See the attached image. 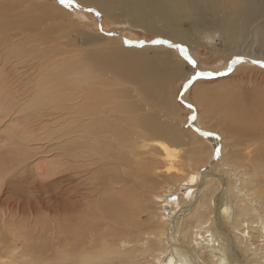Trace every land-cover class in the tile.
<instances>
[{"label":"bare ground","instance_id":"bare-ground-1","mask_svg":"<svg viewBox=\"0 0 264 264\" xmlns=\"http://www.w3.org/2000/svg\"><path fill=\"white\" fill-rule=\"evenodd\" d=\"M77 1L96 6L111 18H115L112 8L122 1L119 4L125 7L126 16L133 23L184 42L192 41L191 34L182 28L183 20H189L194 28L216 31L215 36H220L227 50L234 54L245 51L247 48L242 46L252 37L258 49L264 50V0ZM8 3L21 7L25 1L0 0V35L11 41L12 44H6L10 48L9 58H14L16 69L21 70L31 51L27 49L26 32L33 31V25L42 22L40 15L32 18L21 14L22 17L12 19ZM48 5L43 3L41 7L51 15L52 8ZM159 22L164 29L157 26ZM213 23L219 30L214 29ZM15 37L17 41H13ZM15 45L20 47L17 49ZM48 47L52 51L60 48ZM115 53L119 59L127 55V51L119 49ZM242 55H238L239 59H243ZM107 57L92 58L101 66L100 77L97 73H80L78 65L66 64L67 60L62 58L55 74L47 70L39 77L32 98L27 89L26 71H20L18 77L7 68L1 73L0 128L3 125L8 129L2 135L6 144H0V183H6L12 173L11 177L20 174V168L35 155L38 145L31 146V142L55 141L54 147L59 145L63 154L73 156V195L64 197L63 190L55 185L68 169L55 162L48 165L45 176L41 177L55 186V194L47 201L38 199L28 203L27 211L15 210L12 205L0 209V264H142L141 260L149 258H158L161 264L168 261L171 264H264V145L252 156L243 148L248 143H264V93L253 91L247 100L231 88L196 91L206 121L216 118L245 129L248 138L236 141L241 149L232 153L233 159L239 164V160L246 158L254 173L262 176L252 180L256 198H250L247 187H237L235 178L229 180L226 191L217 186L209 197V206L203 207L201 198L197 202L203 183L207 180L205 184H213L223 177L217 175L213 165L190 177L189 173L179 174L184 170L183 165L192 166L197 151L187 148L188 154L181 160L176 159L179 152L174 144H182L188 134L160 113L169 105L168 88L177 68L156 57L148 61L129 58L120 62H112ZM110 76L116 78L108 84ZM16 83L18 91L14 92ZM113 85L125 87L115 89ZM131 85L136 89L131 91ZM57 105L73 107V127L47 125L49 122L44 118ZM152 109L156 111L151 112ZM27 110H32L30 115L26 114ZM11 113L19 115L13 117ZM32 116H37L39 122L29 128L28 119ZM57 119L53 118L59 125ZM193 121L198 131L209 133L196 126V118ZM204 136L216 148L220 145L221 138L217 139V135ZM162 161L168 163L165 177L178 179V185L184 190L191 188L192 195L187 196L182 188L185 202L171 203L174 206L171 212L181 208L179 213L160 225L153 218L155 205L159 199L167 198L174 186L160 190ZM234 166L235 171L241 169ZM229 169L232 170L230 166ZM193 176L195 184L190 183ZM225 208L229 210L227 213ZM189 210L192 214L183 220L182 215Z\"/></svg>","mask_w":264,"mask_h":264},{"label":"rangeland","instance_id":"rangeland-1","mask_svg":"<svg viewBox=\"0 0 264 264\" xmlns=\"http://www.w3.org/2000/svg\"><path fill=\"white\" fill-rule=\"evenodd\" d=\"M6 1H12L15 3L19 2V0ZM23 1H25V5H22L21 7H16V5L13 3H8L11 6L9 9V14H11L12 19L15 17H22L21 14H27L26 17L30 15L32 18L35 16L38 17L40 15L42 23L40 24L39 22L38 24H34L33 26L35 29L30 32L28 31L29 33L26 32V35H28L30 38L29 39L27 37V41L29 43L27 44V49H30L31 51L28 53V61L25 62V66L21 70L16 69L18 65L13 62L14 58L12 60L9 58L8 53L10 48L6 44L11 43V41H9V39L7 40L6 37H3L4 39L1 38L0 35V38L3 39H0V76L1 73H4L3 70L6 71L7 69L13 73L12 75L14 77H18V73H20L22 70L26 71L27 89L32 98L35 95L36 91L34 88L39 77H41L43 74H46V72H48L47 70H52V72L55 74L58 69V65L61 64L60 60L62 58L67 60L66 64L74 62L76 66L78 65L77 67L81 68L79 70L80 73L83 71L84 73H86L85 71L91 72L92 74L97 73L99 77L101 76V74H99L101 66L99 63H97V61H94V59L98 58L99 55H108L107 58L112 62H120L122 60L127 61L129 58H138L141 60L144 58L146 61L154 57L161 58L162 60L164 59L171 67L175 66L178 71L176 72V75L174 76L168 88L167 95L169 105L163 110H160V113L163 118L174 122L180 129L188 134V136L184 137L182 144H174V147H176V149H178L177 151L179 152V155L176 157V159L181 160L182 157L186 155L187 148H193L197 151V153L194 155V160L191 162L192 166L183 165L184 170L178 173L181 174L180 176H184L185 173L186 175L189 173L190 177L194 174L196 175L200 173V171H202L204 168L213 165L215 171L218 173L217 175L220 174L219 176L223 177V179L217 178L215 180L216 183L213 184L210 182L205 184L207 181L206 180L202 185L203 189H201L198 194L199 198H197V202L201 198L200 203L203 205V207L209 206L208 200L212 195L213 190L216 189L217 186H220L221 191H226L227 186H229V180L234 181L236 179L237 187H247V189L250 190V198H256L255 195H253V193H255V189L252 187V180L255 177L261 179L262 176H257L256 173H254L251 163H249L246 158H242V160H239V164H237L236 160L233 159L232 156V153H235L241 149V146H238L236 141H243L245 138H248L247 134H245V129L240 127L236 128L237 126L234 127L232 124L219 121L216 118H211V120L209 119V121H206L203 118V108H201V106L198 104V99L196 97V91L200 88H213V91H216L219 87L221 89L228 88V90L231 88L233 91H237L239 95H242V98L247 100L248 98L246 97L250 96L251 98L253 91L254 93H264V64L257 63V61H264V50L261 51V49H258V45L254 43L253 37L248 39L247 42L243 44L242 48L247 49H245V51L242 50V52L239 53L243 54V59H239V54H234L230 50H227L225 43L222 41L220 36H215L216 31L212 29H197L192 26L189 20H183L182 28H184L185 32H189L191 34L192 41L184 42V40L181 41L182 39H174L165 34L150 31L144 26H140L139 24H135L133 21H130V19L126 16L125 7L119 4L122 3V1H120L118 4H115L114 8H112L113 13L115 14L113 16H115V18H111L108 15L105 16L104 13L96 6L83 5L77 0L76 3L81 5L79 8L75 6L68 7L62 5L59 3V0L57 3L55 0ZM43 3H49L48 7L52 8L51 15H48L44 9H42L41 5H43ZM32 5H35V7L31 8L30 6ZM26 8L28 9L26 10ZM89 9H95V11H89ZM96 12L101 13V15H96ZM214 23L213 27L216 30L218 28ZM157 26H159L160 29L163 28L160 22L157 24ZM101 27L103 28V31L100 30ZM17 39L18 38L15 37L13 41H17ZM154 41H167V43H155ZM30 44L32 45L30 46ZM247 44H251L250 47H248ZM19 45H15V48L18 49L20 47ZM56 45L61 49L59 48L57 51H52L50 47H48ZM176 45H182L187 50V56L185 55V52L181 51V49L176 47ZM33 47L36 48L34 49ZM116 49L124 52L127 51V55L125 56L126 58H117L115 56L118 55L115 53ZM188 56L197 62L195 66H193L187 59ZM145 57L147 59H145ZM81 59H83L84 62ZM234 61L235 63H233ZM11 63L14 65L12 68L13 71L10 69ZM39 66L41 67L39 68ZM43 69L46 70L43 71ZM88 69H90V71H88ZM197 72L209 73V75L198 76L195 79H192ZM113 77L114 76H110L109 78L107 77V79L110 81V79L112 80L116 78ZM190 79H192V83L185 91L184 86ZM108 84H111V81ZM113 86L115 89H121V87H125L120 85ZM236 87L240 90H237ZM129 89L132 91L133 89H136V87L131 85ZM13 91H18L17 83L14 84ZM230 97H232V95ZM65 98L63 100H65ZM138 100L142 101L140 98ZM66 103L69 104V102ZM70 104H73V102H70ZM188 104H192L195 107L193 109H189L187 106ZM67 108H70L69 105ZM67 108H65V106L61 107V105H59L57 108L49 110V116L44 118L46 122H49L47 125H51L52 127L55 126L57 128L60 126L61 128L73 127V107L71 109ZM154 111L156 110H151V112ZM31 112L32 110H27L26 114L30 115ZM12 115H14L13 117H18L17 115L19 114ZM59 115L62 116V118L58 117ZM193 116H195L197 120L196 126H198L201 130L214 133L219 138H221L219 145V147H221V153L219 159H214V150H216L215 145L206 139L204 134L198 131V129L194 126V119H192ZM19 118L20 121L21 117ZM37 118V116H32L30 121L28 119L29 128L36 126V124L39 122ZM53 118H58L57 120L59 121V125L53 120ZM44 126V129H47L46 123H44ZM5 129H8V127L2 125L0 128V144H6L7 140L2 136L6 135ZM1 137H3V140ZM54 142L55 141H52L51 143V141L47 140L34 142V144L31 142V146L38 145L35 146V155L29 158L30 160H27V165L25 163V165L20 168L22 171L20 174L11 177L12 174H14L12 173L10 174L11 176H8L10 179L7 182L9 183H0V209H6L7 205H12L11 207H15V210L27 211L28 203L35 202L38 199H42V201L44 199V202L47 201L51 195L55 194L53 190L55 186L53 184H49L46 181H42L41 177L45 176L48 165L55 162H59L60 165L68 168L63 173L65 176L63 174L59 175L61 177L63 175V177L60 181H57L55 185H57L59 188L58 190H63L64 197L66 195H73V156L63 154L62 148H58L59 145L57 147L52 145ZM263 145L264 143L262 142H256L253 144L248 143L247 146H243V148L245 149L246 153H251L252 156L256 153V150H258V148L261 146L263 147ZM71 154H73V150H71ZM163 162L164 161L160 163V168L157 167L162 173L160 178H158V185L160 186L162 184L163 186L160 188V190H167L166 186L169 185L174 186L171 188L170 194L169 191L167 192L169 196L163 200L159 199L158 203L155 205L153 218L155 222L160 225H163V222L165 224V221L167 220L170 221L171 218L174 219L181 209L179 208L177 210L178 212L176 211V213L171 212L173 211L174 207L171 204L174 201L170 199L171 196H177V200L181 201V204L185 202L183 199V194L185 191L184 188L178 185V179L170 177V180V178L165 177L164 174H166L165 171L168 168V163L164 162L163 165ZM234 165L241 166V169L235 171ZM25 166L27 169L29 167L27 170L28 172L24 171L26 169ZM229 166L232 168V170L229 169ZM34 170L35 172H33ZM175 174L177 173H173V175ZM240 181L241 185H238ZM75 183H78V181ZM79 183H82V181ZM235 192H237V190H235ZM239 198L243 199L241 197H238L237 199L239 200ZM59 206L63 208V204L61 202L59 203ZM33 208L36 207L34 206ZM42 211H45L44 208ZM191 214L192 213L190 210L185 212L182 215L183 220L189 218ZM206 215L208 216V213H206ZM21 249L22 247L20 245L19 250ZM158 261V258H149L148 260H141V263H162V261Z\"/></svg>","mask_w":264,"mask_h":264},{"label":"snow or ice","instance_id":"snow-or-ice-1","mask_svg":"<svg viewBox=\"0 0 264 264\" xmlns=\"http://www.w3.org/2000/svg\"><path fill=\"white\" fill-rule=\"evenodd\" d=\"M59 3L62 4V5H65V6H68V7H81L80 4L76 3V0H59ZM89 11H95V9H89ZM96 15H101V13L99 12H96ZM101 31H103V28L101 27L100 29ZM155 43H167V41H154ZM130 43V42H129ZM176 47H179L181 49V51L185 52V55L187 56V50L182 46V45H176ZM187 59L190 61V63L195 66L196 65V61L194 59H192L190 56L187 57ZM235 63V61L233 62ZM257 63H261V64H264V61H257ZM205 75H209V73H204V72H197L196 75L192 78V79H195L196 77L198 76H205ZM192 79H190L187 84H185L184 86V90L186 91L188 86L192 83ZM189 109H193L195 106L192 105V104H188L187 105ZM192 119H195V116L192 117ZM205 135H214V133H206ZM217 139H219V137H217ZM220 153H221V147H217L216 150H215V153H214V159H219L220 157ZM196 182V177L193 176L191 178V181L190 183L191 184H195ZM185 194L189 197H191L192 195V189L191 188H186L185 189ZM171 200H177L178 197L173 195L170 197ZM229 210L227 208L224 209V212L227 213ZM167 264H171L170 261L167 262Z\"/></svg>","mask_w":264,"mask_h":264},{"label":"water","instance_id":"water-1","mask_svg":"<svg viewBox=\"0 0 264 264\" xmlns=\"http://www.w3.org/2000/svg\"><path fill=\"white\" fill-rule=\"evenodd\" d=\"M203 134H206L205 132H203Z\"/></svg>","mask_w":264,"mask_h":264}]
</instances>
